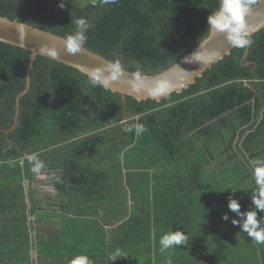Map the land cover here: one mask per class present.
Here are the masks:
<instances>
[{"label": "trees", "instance_id": "1", "mask_svg": "<svg viewBox=\"0 0 264 264\" xmlns=\"http://www.w3.org/2000/svg\"><path fill=\"white\" fill-rule=\"evenodd\" d=\"M229 2L0 0V17L153 75ZM245 48L157 102L41 56L19 97L31 53L0 42V264H264V28Z\"/></svg>", "mask_w": 264, "mask_h": 264}, {"label": "water", "instance_id": "2", "mask_svg": "<svg viewBox=\"0 0 264 264\" xmlns=\"http://www.w3.org/2000/svg\"><path fill=\"white\" fill-rule=\"evenodd\" d=\"M237 2L238 0H230L216 15L211 22L207 38L191 52L166 70L153 75L126 71L69 40L4 17H0V42L23 48L31 53L26 74V88L19 97L28 90L33 63L37 56H41L80 71L102 83L106 90L118 93L123 98L128 96L138 101L159 102L167 95L188 89L207 69L229 55L237 45L246 44L243 60L246 58L249 38L264 28V0H257L256 5L218 26ZM17 116L18 104L15 123Z\"/></svg>", "mask_w": 264, "mask_h": 264}]
</instances>
